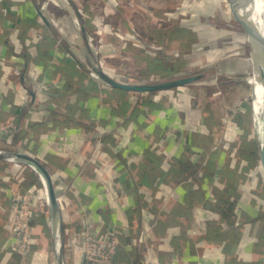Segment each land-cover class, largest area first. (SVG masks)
<instances>
[{
  "label": "crops",
  "instance_id": "0c3cea01",
  "mask_svg": "<svg viewBox=\"0 0 264 264\" xmlns=\"http://www.w3.org/2000/svg\"><path fill=\"white\" fill-rule=\"evenodd\" d=\"M156 1L161 7L162 0ZM49 6V0H0V121L15 125L14 133L0 140L14 141V149L0 150L30 154L51 172L65 225L66 264H79L72 243L87 225L110 227L122 236L115 264H264L259 177L250 188L241 164H223L222 178L210 179L217 164H204V155L203 164H191L192 154H180L182 140L171 141L160 127L151 133L140 121L142 101L132 102L124 117L103 115L105 107L118 104L114 97L120 92L92 76L97 58L86 40L87 23L81 19V35L70 31L83 43L78 54L64 41V30L75 22L69 16L50 18ZM206 120L194 137L203 153L208 151L197 137ZM9 163L3 173L10 178L0 177V264H54L43 183L25 165L13 172L8 167L17 163ZM228 178L237 186L238 203L228 193ZM208 189L219 209L212 221ZM11 190L33 193L35 234L26 255L8 242ZM244 193L249 199L242 203ZM216 228L233 240H212Z\"/></svg>",
  "mask_w": 264,
  "mask_h": 264
},
{
  "label": "rangeland",
  "instance_id": "374dc122",
  "mask_svg": "<svg viewBox=\"0 0 264 264\" xmlns=\"http://www.w3.org/2000/svg\"><path fill=\"white\" fill-rule=\"evenodd\" d=\"M158 3L156 0H51V6L45 11L50 13V18L54 15L55 21V16L64 19L69 16L75 22L71 30L68 29L69 33L64 30V41L78 54L82 52L83 43L70 31L81 35V19L85 20L86 40L97 58L96 67L114 79L126 76L138 79L137 83H158L201 74L199 81L179 90L187 89L192 103L202 110V117L208 118L197 137L208 151L205 160L209 162L205 164L217 161L218 151L223 149L227 153L224 164H241V173L247 174L252 182L259 177L264 187V175L259 169L256 120L264 110V100L261 96L260 100L254 98L253 86L248 81L251 66L248 49L244 46L245 36L225 25L233 22L228 0H162L161 7ZM110 7L117 13L111 14ZM95 19L108 23L107 39L95 33L107 29V26H98ZM168 24L184 27L191 33L186 39L177 38L179 42L168 34L160 42L156 35ZM61 29L65 28L61 26ZM162 56L163 61L181 71L167 75L166 71L155 68L154 65L158 67L162 62L156 65L152 60H162ZM241 77L246 80L237 79ZM173 91L174 94L179 92ZM149 94L144 93L139 98L154 103ZM8 144L0 143V147L14 149V141ZM8 163L0 161V177H8L3 173V166ZM26 167L29 172H35Z\"/></svg>",
  "mask_w": 264,
  "mask_h": 264
},
{
  "label": "trees",
  "instance_id": "16d2710c",
  "mask_svg": "<svg viewBox=\"0 0 264 264\" xmlns=\"http://www.w3.org/2000/svg\"><path fill=\"white\" fill-rule=\"evenodd\" d=\"M117 10H113V12L111 14H116ZM21 16L23 18H25V16H27L26 12L24 11ZM96 24L98 26H107V29H105V31H102L101 29L96 30L95 33H97L100 37L106 38L108 37V34L106 33L108 30V23L102 22L100 19H95ZM190 31L184 27H180L178 25H174L172 27H170V25H164L163 29H160L159 33H157L156 38L157 40H159L160 42H162V39L166 38L168 34H170L172 36L173 40H181L186 39L187 36L190 35ZM178 38V39H177ZM154 40H156L154 38ZM176 41V42H179ZM163 58H165L164 56H162V60H160L159 58H155L153 59V63H155L157 65V63H161L162 65H159L158 67H156L154 65L155 68L158 69H162L163 71H166L167 75H170L168 73L173 72L174 74L181 71L180 68H178L175 65H170L167 64L166 61H163ZM95 69L94 71L98 72V68H93ZM180 69V70H179ZM201 75V74H199ZM119 81L122 82H127V83H137L139 82L138 79L135 78H128L126 76H120L119 79H117ZM112 87V86H111ZM185 87V86H182ZM113 88V87H112ZM180 87L177 88H173L178 90L179 92H177L176 94H174L173 89H168V90H162V91H154V92H148V94L150 95V98L153 102H147L144 101L142 103V107L140 110V121L144 122L145 124L148 125V130L151 133H154V131L156 130V127H160L162 129V131H164L165 129H167V131H169V134H171L173 137V139L171 141H181L182 145H181V153H190L192 154L193 157V163L191 164H203L201 163L200 159H202L201 156H206L208 153H203L202 152V148L195 146L194 145V137L195 134L198 132V130L202 127V125L204 124V118L202 117V110H200V108L196 107L195 103H192L190 96L188 95V90L187 89H180ZM116 89V88H114ZM118 90V92H120L119 95H117L116 97V102L118 104H113V105H109L110 107L107 106V108H104V112L103 115H120L122 117H124L127 112H128V107L129 105L137 98H139V95L137 92H128L125 90H120V89H116ZM172 91V92H171ZM144 95V93H143ZM142 96V95H141ZM113 98V99H114ZM256 98H258V100H260V95H258ZM94 111V110H93ZM142 115V117H141ZM239 132V131H237ZM218 151V150H217ZM219 154L217 156L218 160L217 161H211L213 162L212 164H217V165H212L211 167L213 170H211V175H210V179L211 178H222V165L224 164L225 159L227 158V153L224 151H218ZM213 153H216V151H213ZM208 161H206V163H208ZM189 164V163H187ZM205 164V163H204ZM8 167V166H7ZM17 167V168H14ZM11 171L13 172H18L20 166L17 164H13L11 165V167H8ZM232 176V175H231ZM227 181L230 183V178L227 179ZM228 183V193L229 195H231L233 200H237L238 194H237V186L234 187L231 183ZM233 187H232V186ZM232 187V189H231ZM209 193L206 192V202H208L207 198ZM246 197V198H245ZM205 200V199H204ZM247 202L248 200V196L244 195L243 198H241L240 202ZM238 203V200H237ZM252 212V211H251ZM208 214H210L211 219L212 220H216L217 217H219V209L218 206L216 205V207H214V209H212L211 211H208ZM253 215V213H251ZM216 231L213 232L212 235V240L218 241V239H227L228 241L231 240V238H229L228 236V232L227 235L225 233L222 234V230H220L219 228L215 229ZM222 231V232H221ZM233 240V238H232ZM231 240V241H232ZM226 241V240H225Z\"/></svg>",
  "mask_w": 264,
  "mask_h": 264
},
{
  "label": "water",
  "instance_id": "95a60500",
  "mask_svg": "<svg viewBox=\"0 0 264 264\" xmlns=\"http://www.w3.org/2000/svg\"><path fill=\"white\" fill-rule=\"evenodd\" d=\"M254 1L228 0L229 13L233 17V22L225 23V25L229 29L239 31L245 36L244 46L248 49L251 66V77L248 81L253 86V96L255 98V88L257 86L262 88L264 94V34L250 17L251 12L249 8ZM98 76L113 88L137 93H148L182 87L195 83L202 78V75H193L158 83H127L112 78L102 70H98ZM237 79L246 80L243 77ZM262 130L263 132H258L257 146L264 175V129ZM0 161L29 166L38 174L42 183L44 182L43 186L48 196L51 215L54 264H66L65 225L58 189L51 172L38 158L22 151L0 150Z\"/></svg>",
  "mask_w": 264,
  "mask_h": 264
},
{
  "label": "built area",
  "instance_id": "2783aa9c",
  "mask_svg": "<svg viewBox=\"0 0 264 264\" xmlns=\"http://www.w3.org/2000/svg\"><path fill=\"white\" fill-rule=\"evenodd\" d=\"M22 1V0H21ZM51 2V0H49ZM113 7L109 11L113 12ZM92 76L98 77V72L93 71ZM48 87L44 88L47 91ZM143 95V93H138ZM144 102V98H137L133 102L140 104ZM202 128V127H201ZM15 131V125L12 122L0 121V140L8 139ZM19 165V164H17ZM204 177V176H200ZM7 178H10L9 176ZM220 180L219 178H214ZM41 180V179H40ZM253 188L254 183L251 181L247 184ZM45 188V187H44ZM224 190H227V185L224 184ZM29 192V193H28ZM21 192L11 190L10 194V211H9V241L15 243L17 252L28 254L32 246V235L35 234V228L32 226L33 214L31 212V203L33 198L32 191ZM123 193V192H122ZM208 202L211 211L217 205L216 195L212 189H208ZM248 196L249 194L244 193ZM45 203L49 207V200L45 189ZM203 207V206H202ZM213 207V208H212ZM204 216L202 219H205ZM212 221L211 218H208ZM75 240L72 246L75 248V254L80 255L79 264H115L116 257L122 245V236L110 227H103L101 230L94 228L93 225H87L82 231L76 233Z\"/></svg>",
  "mask_w": 264,
  "mask_h": 264
},
{
  "label": "bare ground",
  "instance_id": "6f19581e",
  "mask_svg": "<svg viewBox=\"0 0 264 264\" xmlns=\"http://www.w3.org/2000/svg\"><path fill=\"white\" fill-rule=\"evenodd\" d=\"M251 12V19L257 24L261 32L264 34V0H255L249 8ZM260 95L264 100V94L262 88L257 86L255 88V98ZM259 132L264 129V110L260 114L259 118H256ZM44 184V182H43ZM40 214V213H39ZM38 214V215H39Z\"/></svg>",
  "mask_w": 264,
  "mask_h": 264
}]
</instances>
